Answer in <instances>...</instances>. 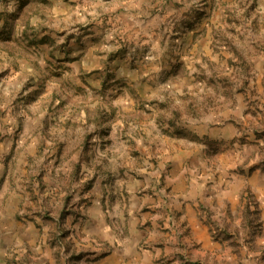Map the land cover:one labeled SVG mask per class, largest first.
<instances>
[{"label":"rangeland","instance_id":"1","mask_svg":"<svg viewBox=\"0 0 264 264\" xmlns=\"http://www.w3.org/2000/svg\"><path fill=\"white\" fill-rule=\"evenodd\" d=\"M0 264H264V0H0Z\"/></svg>","mask_w":264,"mask_h":264}]
</instances>
